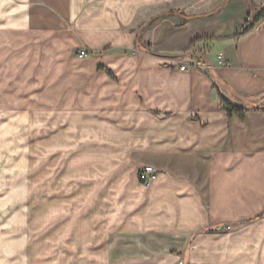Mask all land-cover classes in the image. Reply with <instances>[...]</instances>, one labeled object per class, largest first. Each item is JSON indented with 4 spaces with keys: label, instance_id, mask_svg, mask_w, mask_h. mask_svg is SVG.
<instances>
[{
    "label": "crops",
    "instance_id": "1",
    "mask_svg": "<svg viewBox=\"0 0 264 264\" xmlns=\"http://www.w3.org/2000/svg\"><path fill=\"white\" fill-rule=\"evenodd\" d=\"M263 9L264 0H0V48L32 37L35 18L46 36L92 48L59 59L43 88L73 114L79 139L84 123L90 144L106 147L87 159L105 163L82 187L89 213L74 202L64 223L70 241L91 244V264H264V19L245 31ZM57 15L72 34L50 25ZM221 94L261 107L229 116ZM80 162L74 154L64 173L74 193L91 176ZM146 165L157 170L150 186Z\"/></svg>",
    "mask_w": 264,
    "mask_h": 264
},
{
    "label": "rangeland",
    "instance_id": "2",
    "mask_svg": "<svg viewBox=\"0 0 264 264\" xmlns=\"http://www.w3.org/2000/svg\"><path fill=\"white\" fill-rule=\"evenodd\" d=\"M35 11L41 13L36 6ZM49 20L65 29L59 33L74 31L63 17ZM42 22L35 18L32 37L17 36L11 49L0 48V264H91V244L70 241L68 217H74V202L79 215L84 213L81 192L87 188L82 187L105 169L104 162L87 159L106 147L90 144L84 123L79 139L73 114L64 113L57 98L44 97L43 88L44 81L57 76L59 59L88 58L92 48L73 44V35L66 42L46 36ZM83 49L87 56H81ZM74 154L81 161L77 170L91 175L76 193L64 177L73 170Z\"/></svg>",
    "mask_w": 264,
    "mask_h": 264
},
{
    "label": "trees",
    "instance_id": "3",
    "mask_svg": "<svg viewBox=\"0 0 264 264\" xmlns=\"http://www.w3.org/2000/svg\"><path fill=\"white\" fill-rule=\"evenodd\" d=\"M262 19H264V9L259 14V16L254 20L252 25L250 27H248L245 31H248L251 28H253ZM221 98L223 100V105H224L225 109L227 110L229 116L237 115V116H239L242 119L245 118V115H246V112L248 110V107H250V106L257 107V108L261 107L260 105H257L256 103H253V102H251V101H249L247 99H244L242 97H238V98L240 100H242L243 102H245V104H243V105H239V104L235 103L234 101L226 98L223 94H221Z\"/></svg>",
    "mask_w": 264,
    "mask_h": 264
},
{
    "label": "built area",
    "instance_id": "4",
    "mask_svg": "<svg viewBox=\"0 0 264 264\" xmlns=\"http://www.w3.org/2000/svg\"><path fill=\"white\" fill-rule=\"evenodd\" d=\"M88 53L89 51L87 49L81 50L82 57L87 56ZM218 63L219 65H222V66L229 65V63H227V61L224 60L222 57L219 58ZM178 64L180 65V69L183 71L189 68V65L187 64L180 63V62ZM209 67H212V66L210 65ZM156 177H157V170L154 167L146 165L140 169V179L143 184L150 186Z\"/></svg>",
    "mask_w": 264,
    "mask_h": 264
}]
</instances>
